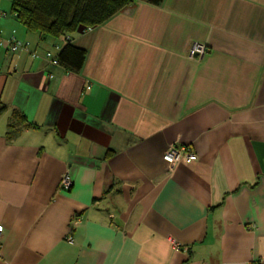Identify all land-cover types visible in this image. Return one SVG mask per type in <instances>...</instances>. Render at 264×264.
Wrapping results in <instances>:
<instances>
[{"label":"crops","instance_id":"1","mask_svg":"<svg viewBox=\"0 0 264 264\" xmlns=\"http://www.w3.org/2000/svg\"><path fill=\"white\" fill-rule=\"evenodd\" d=\"M11 1L0 264H264V0H135L59 37L27 31ZM68 37L86 51L78 73L44 57ZM195 42L207 51L191 58ZM13 109L33 126L9 143ZM171 146L197 160L170 167Z\"/></svg>","mask_w":264,"mask_h":264},{"label":"trees","instance_id":"2","mask_svg":"<svg viewBox=\"0 0 264 264\" xmlns=\"http://www.w3.org/2000/svg\"><path fill=\"white\" fill-rule=\"evenodd\" d=\"M133 1L135 0H12L10 10L27 31L37 32L42 36L59 37L99 26ZM146 1L155 6L162 2ZM85 55V49L72 44L68 37L56 58L58 64L70 72L78 73ZM5 110L6 106L0 103V115ZM30 126L33 125L24 114L18 109H13L6 127V141H14ZM112 153L113 151L107 150L104 156L107 158Z\"/></svg>","mask_w":264,"mask_h":264},{"label":"built area","instance_id":"3","mask_svg":"<svg viewBox=\"0 0 264 264\" xmlns=\"http://www.w3.org/2000/svg\"><path fill=\"white\" fill-rule=\"evenodd\" d=\"M92 30V27H88L86 28L84 31H90ZM58 47L56 46L55 49H57ZM7 49L9 52H16L18 50L21 49H27V44H23L20 41L16 40V39H11L8 41V46ZM207 49L206 46L204 44L201 43H192L190 49H189V53L188 56L191 58H197V57H201L206 53ZM31 55L33 57H35L37 55V53L35 51H31ZM44 57L49 61L50 64L52 65H57L58 64V60L56 58V56H53L51 54V52L46 51L44 54ZM51 77V75H50ZM163 159L164 161H166L168 163V165L170 167H174L176 165V163H178L179 161L186 160L188 162L191 161H196L197 157L196 154L194 152H192V150L187 147V146H171L169 147L163 154ZM72 185L71 179L68 175V173H64L61 177L60 180V187L62 189H69ZM3 231V226L0 224V234ZM67 241L68 242H72V238L70 236L67 237ZM173 245L175 247H179V243L173 241ZM258 264H262L261 262H259Z\"/></svg>","mask_w":264,"mask_h":264},{"label":"rangeland","instance_id":"4","mask_svg":"<svg viewBox=\"0 0 264 264\" xmlns=\"http://www.w3.org/2000/svg\"><path fill=\"white\" fill-rule=\"evenodd\" d=\"M10 1H11V0H3V2L8 3L7 6L9 5V2H10Z\"/></svg>","mask_w":264,"mask_h":264}]
</instances>
